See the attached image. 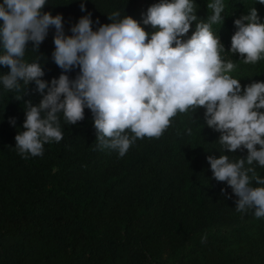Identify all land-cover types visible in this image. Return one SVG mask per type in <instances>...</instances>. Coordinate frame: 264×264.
Here are the masks:
<instances>
[{
  "label": "trees",
  "instance_id": "1",
  "mask_svg": "<svg viewBox=\"0 0 264 264\" xmlns=\"http://www.w3.org/2000/svg\"><path fill=\"white\" fill-rule=\"evenodd\" d=\"M159 2L47 0L43 11L63 16L66 35L89 13L98 30L117 10L152 32L143 25V14ZM209 2L195 0L199 19L211 13ZM223 2L224 22L212 30L225 47L222 56L236 64L230 75L242 87L264 82V58L251 65L230 54L238 30L234 21L255 7L264 23V4ZM195 30L194 21L182 39ZM54 36L50 27L39 51L30 41L25 53L29 63L40 60L49 86L63 72L52 58ZM8 71L0 65V75ZM78 73L74 68L66 74L75 79ZM41 99L34 82L20 92L6 91L0 83V264H264V218L236 211L238 197L227 182L213 178L207 160L221 154L246 158L248 152L220 151L221 134L207 126L204 108L178 113L159 138L137 139L123 157L97 148L93 115L85 108V118L75 125L61 115L63 139L45 144L42 156L25 159L15 148V136L25 130V103L35 106ZM256 172L264 178V168L256 166ZM253 186L259 185L253 181ZM236 221L242 225L230 230L233 237L220 231ZM252 255L257 262L250 261Z\"/></svg>",
  "mask_w": 264,
  "mask_h": 264
},
{
  "label": "clouds",
  "instance_id": "2",
  "mask_svg": "<svg viewBox=\"0 0 264 264\" xmlns=\"http://www.w3.org/2000/svg\"><path fill=\"white\" fill-rule=\"evenodd\" d=\"M46 4L47 0L0 3V65L9 69L0 75V83L6 91L20 92L34 82L42 96L38 105L25 103V130L15 136L22 158L42 156L45 144L60 142L61 115L67 125H75L85 118V108L93 115L97 148L117 151L120 157L137 139L159 138L178 113L204 108L207 126L221 134L220 151L248 152L238 159L208 156L213 178L232 188L238 197L237 212L252 211L257 219L264 218V178L256 172V166L264 168V111H260L264 82L242 87L230 75L236 64L222 56L225 47L212 30L224 22L223 0L208 3L211 13L206 20L196 15L195 0H160L143 14V25L151 26L152 32L119 10L108 14L111 23L93 30L89 13L70 29L72 35L65 34L62 15L43 11ZM81 10L86 11L84 3ZM194 21L196 30L182 39ZM234 25L238 30L231 38L230 54L255 65L264 58V23L258 10L253 7ZM50 27L55 28L52 58L63 72L49 86L42 79L40 60L29 63L25 53L30 41L39 51ZM74 68L79 73L70 79L66 73ZM10 123L15 125V118Z\"/></svg>",
  "mask_w": 264,
  "mask_h": 264
},
{
  "label": "rangeland",
  "instance_id": "3",
  "mask_svg": "<svg viewBox=\"0 0 264 264\" xmlns=\"http://www.w3.org/2000/svg\"><path fill=\"white\" fill-rule=\"evenodd\" d=\"M242 225V223L239 221H236V222H234L233 224H232V226L231 227H227V228H222V229H220V231H225V232H227V235L228 236H230V237H233L231 234H230V230L232 229V228H234V227H237V226H241ZM248 229V228H247ZM241 246H242V244H241ZM250 261L251 262H257V257L256 256H253L252 255V257H250Z\"/></svg>",
  "mask_w": 264,
  "mask_h": 264
}]
</instances>
